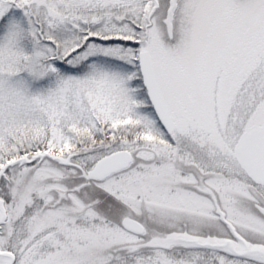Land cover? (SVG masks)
I'll return each mask as SVG.
<instances>
[{"label": "snow or ice", "instance_id": "6c2138e0", "mask_svg": "<svg viewBox=\"0 0 264 264\" xmlns=\"http://www.w3.org/2000/svg\"><path fill=\"white\" fill-rule=\"evenodd\" d=\"M0 264H264V0H0Z\"/></svg>", "mask_w": 264, "mask_h": 264}]
</instances>
